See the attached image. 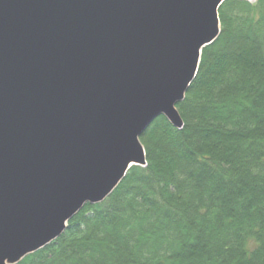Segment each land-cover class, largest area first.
<instances>
[{
    "label": "water",
    "instance_id": "water-1",
    "mask_svg": "<svg viewBox=\"0 0 264 264\" xmlns=\"http://www.w3.org/2000/svg\"><path fill=\"white\" fill-rule=\"evenodd\" d=\"M226 0H0V264L103 203L177 105ZM250 1V0H247Z\"/></svg>",
    "mask_w": 264,
    "mask_h": 264
},
{
    "label": "trees",
    "instance_id": "trees-1",
    "mask_svg": "<svg viewBox=\"0 0 264 264\" xmlns=\"http://www.w3.org/2000/svg\"><path fill=\"white\" fill-rule=\"evenodd\" d=\"M177 105L103 203L19 264H264V0H226Z\"/></svg>",
    "mask_w": 264,
    "mask_h": 264
},
{
    "label": "rangeland",
    "instance_id": "rangeland-1",
    "mask_svg": "<svg viewBox=\"0 0 264 264\" xmlns=\"http://www.w3.org/2000/svg\"><path fill=\"white\" fill-rule=\"evenodd\" d=\"M251 3H255V0H250ZM142 143V142H141Z\"/></svg>",
    "mask_w": 264,
    "mask_h": 264
}]
</instances>
